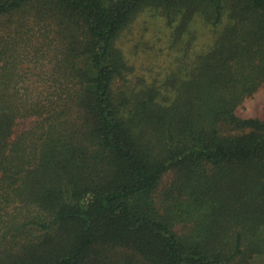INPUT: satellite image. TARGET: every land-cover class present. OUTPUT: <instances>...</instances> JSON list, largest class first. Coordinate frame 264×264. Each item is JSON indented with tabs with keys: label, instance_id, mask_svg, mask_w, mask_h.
Wrapping results in <instances>:
<instances>
[{
	"label": "trees",
	"instance_id": "trees-1",
	"mask_svg": "<svg viewBox=\"0 0 264 264\" xmlns=\"http://www.w3.org/2000/svg\"><path fill=\"white\" fill-rule=\"evenodd\" d=\"M145 10L182 56L132 81ZM263 84L264 0H0V264H264Z\"/></svg>",
	"mask_w": 264,
	"mask_h": 264
},
{
	"label": "rangeland",
	"instance_id": "rangeland-1",
	"mask_svg": "<svg viewBox=\"0 0 264 264\" xmlns=\"http://www.w3.org/2000/svg\"><path fill=\"white\" fill-rule=\"evenodd\" d=\"M197 26L195 29L199 31V36L191 52L201 51L210 42L208 33L201 26ZM168 34L169 29L153 10L143 11L122 33L117 45L122 49L128 64L135 70L130 78L132 81L144 75L148 79L155 78L156 75L167 69L170 71L176 65L182 53L177 56L174 51L160 52L164 47L165 35ZM236 113L241 118H264V84L236 109Z\"/></svg>",
	"mask_w": 264,
	"mask_h": 264
}]
</instances>
